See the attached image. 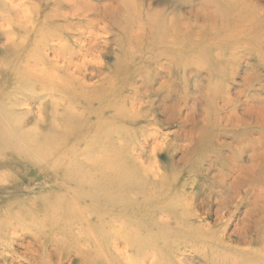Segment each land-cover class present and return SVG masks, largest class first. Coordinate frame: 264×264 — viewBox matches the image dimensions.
I'll use <instances>...</instances> for the list:
<instances>
[{
  "label": "bare ground",
  "instance_id": "bare-ground-1",
  "mask_svg": "<svg viewBox=\"0 0 264 264\" xmlns=\"http://www.w3.org/2000/svg\"><path fill=\"white\" fill-rule=\"evenodd\" d=\"M36 1L37 0H0V35L4 37L2 38L0 36V40H2L3 42H0V149L4 151H11L12 154L18 157L20 156L24 159L26 158L28 163H31L36 167L38 166L42 169H49V167H51V171L54 176L61 174V181L58 182V179L56 183L59 188V192L57 191V194H53L56 195V198L54 200L56 204L54 202L53 204L59 207L53 206V211L51 210L52 212H54V209L56 208L54 214L57 215L58 219L62 217L61 214L63 210H67L63 208L69 207V212L73 211V213H75L76 211L77 213H79L77 209L79 210L80 206L83 203L87 202L88 200L92 202L90 206L91 208H87L88 211L86 212L88 213L91 211L94 213H91V215L89 216L86 215L84 211L80 212L81 220L86 223V226L89 225L88 228L85 227V230L83 229L82 225H79L80 227L78 226L80 229L79 231H81L83 234V236L81 235L78 238V241L82 242L81 244H83L84 238L85 240L87 239V237H85L84 235H90L91 233V235L94 236V231L91 229L92 226L90 224L91 219L96 218L100 222L102 220H106L107 214L105 216L104 213L107 211L119 212L121 215L126 216L128 215V213L125 215L126 210L123 209L127 206L137 209L136 213L139 212L142 217L148 219L153 224H157L158 226L159 222H161L159 220L164 219V215H168L170 217L174 216L176 218L175 221L184 220L188 225V231L186 232L194 230L193 232L196 233L198 240L200 239L202 243H207V236L209 234L211 235V233H215L216 231L211 232L213 228H207V225H209V223L207 222L208 219L201 218L198 215L199 213L192 200L189 203L187 202L184 193L187 187L185 182H182L177 178H171L170 176L165 174V172L162 171L160 166L158 165L157 155L159 150L163 149L166 152L167 150H169V144L167 142H156L152 147L150 156L147 155V142L149 139L156 140L154 139L156 133L154 132L155 128L153 127V122L155 120L148 119V117L151 118V113L147 114V112L143 108V103L144 99L148 98L149 100L147 101V103L148 105H151L153 99L157 97L158 94H160V91L162 90L161 88H166L165 90H167L168 87L169 82L162 83V85H160L161 88L157 90V93L154 92L155 90L151 89L152 87L150 88L152 75L154 74V72H156V70L154 69L158 68L157 71L167 70L168 72V66L173 65L174 68L180 67L179 57L181 55V50L186 46L188 48L187 50L190 51V46L188 47V44L182 42L183 34L181 33V29L190 28V25L193 24H191L193 17L196 18V13L194 12L193 8L189 9V12H183V10L178 9V7H180L181 5L192 7L196 4V2H199L201 5H205L206 8L209 6H215V9L218 8L219 10L228 13L229 17L226 18L231 19L232 21H234V23L238 22L239 24L240 20L244 22L242 20V13L245 11H250L252 5L249 4V1L251 0H165L163 3H160L159 5L157 4L156 7H154V2L149 1L145 3L139 0H55L53 1V3L49 2V0H40L41 3L45 4L47 7L52 4L53 8L52 15L50 11H48L49 13L47 12V14L44 12L46 14L44 16V19H41L39 13L36 11L38 7L33 4V2ZM170 6L173 7L171 10H169ZM215 11H212V13ZM204 15H208L209 17L211 16L208 13H204ZM200 16L201 15H199V17ZM231 20L230 22H232ZM250 26H252V24ZM248 29L250 30V28ZM250 31H252V29ZM262 32H264V30H262ZM219 35L217 36L218 38ZM168 38H170L171 42L167 41ZM203 38L205 39V36ZM222 41L225 42L224 40ZM132 43H134V45L136 44L139 48L133 46H130L125 50H118L116 48L117 46L121 47L125 44L132 45ZM207 46L208 44L203 47L206 48ZM200 48L201 47H199L198 49ZM142 50L145 52V54H141L139 57L136 56L132 58L131 61H129L128 59L127 61V58L130 57V54L132 55L133 53H139ZM184 50L186 49L184 48ZM126 52H128L127 58L124 56ZM209 52L213 51L211 50ZM209 54L210 53H208V55ZM50 55H52V57ZM196 55H198V53ZM226 56L227 55H225V57ZM108 57L113 59L112 64H107V62L105 61V59H107ZM226 59L228 60V58ZM222 66L224 67V65ZM220 68L221 67H219V69ZM219 69L217 68V70ZM148 70L151 71L148 72ZM158 73L156 75H159ZM140 76L142 80L137 79ZM90 77H93L95 81L89 82ZM7 87L9 88L7 89ZM4 89H7L9 91L13 89L15 91V95L10 96L8 101L6 100V90ZM143 91H145V93H142ZM11 92L13 91L11 90ZM228 96L230 95H227V97ZM161 98H163V96H161ZM166 99V97L162 99L164 104L162 102H160V104L162 103V105H166ZM168 99L170 98L168 97ZM44 100H49L51 102L50 104L54 105V107L56 105L57 110L65 111L63 112V114H59L60 112H57V117H61V120L59 119L61 122L63 119H65V116H69V120L71 122L69 123L68 121L69 124H67L65 123L66 121H63L65 123V126H62V128L64 132L67 133L68 139L73 141V156H62L59 159L61 153L54 154L53 152L52 155L48 157H40L41 155L37 156L39 155V153H41L37 152L40 151L41 148L38 145V141H36V139H38V135L36 137L34 133L37 129V133H39L40 128L39 125L33 126H36L37 129L28 127L36 122L33 119L34 117L38 118L37 121L40 126H44L47 124V120L43 116L44 107L42 105L41 107H38L37 113L34 110L36 108L35 105H38L42 101L44 102ZM232 102H229V105ZM33 105L35 108L33 107ZM236 111H233V115L238 118L239 122L243 124L247 123L245 119H241L239 117ZM64 113L69 114L64 115ZM20 115L24 116H22L19 121L17 120L10 122L9 118H12L11 116L15 117ZM28 116L31 117L33 123H31V121L28 122V120L26 119V117ZM50 120L52 121V119ZM53 120L56 121L57 118L55 120L54 117ZM254 120L257 122L256 119ZM78 124L79 128L77 131L75 128L78 127ZM54 126L51 128H55ZM122 132L123 135L122 137L120 136V138L128 140L131 144H129L128 142L124 144L121 143L122 141H119V135ZM43 133H41L42 135L40 136L44 137ZM32 134L36 137L35 140ZM65 138L66 137L64 136V139ZM145 138L147 142L144 141L140 143V140H145ZM190 141H193L192 137H190ZM67 142L68 141H66V144ZM46 150L51 153L52 146H48ZM4 153L5 152H3V154ZM93 154H95L94 158H92ZM254 156L256 158V155ZM3 159L4 156L0 157V163L7 165L5 162H3ZM65 163H67V166H65ZM69 167H75V169L69 170ZM11 175L14 176L12 173ZM258 176L260 175H257V177ZM17 177L18 176H16V178ZM8 180H10V176ZM27 181L29 182V179H27ZM237 181L235 182L234 180L235 183H237ZM26 183L27 182H25V184ZM239 183L240 182H238L237 184L239 185ZM70 185L75 187L74 190H79L83 193L85 192L87 196H85V193L82 196H79V194L75 196V193L73 192L74 190L70 187ZM174 185L180 186V191L176 192L173 187ZM113 196L122 204L119 205L114 202H106L101 205L99 198V202L96 198L103 197L109 199L113 198ZM30 197H32V195H30ZM12 202L11 205L13 204ZM153 202L155 206L158 205L157 208H153L152 206L150 208L142 206L148 204L151 205V203ZM158 202H162L161 204H164V206H162ZM16 203L18 202L16 201ZM29 203L30 202H27L28 205H31ZM9 205L6 214L2 213L3 215H0V220H3L2 222H0V255H3V258H5L4 264H9V258L12 259L10 253L9 255L5 256V251L8 250L9 252H11V254H14L13 250L9 249V247L12 246L11 243H13V241L17 242V246L21 248L22 251H24L22 253H15L17 258H15L14 256V259H18V264H21V260L24 259L26 264H39L37 263L36 259L37 254H35L36 240L34 239L26 242L25 239L27 236L32 235L33 232H30L32 230H23L24 227L21 224L22 219L25 220V218L22 216L23 211H20L21 215L18 214L20 216H12L10 214L13 212V207L15 205L13 207H10ZM24 205L22 206L23 208ZM48 205L51 204L48 203ZM121 205L123 206L121 207ZM29 207L30 206H28V208ZM44 210L43 212L47 213V210L50 209L46 208L47 212ZM156 214L159 215L154 221V215ZM176 215H178V217L179 215H181V217L178 218ZM53 216L54 215H52L51 218ZM68 216L71 215L68 214ZM55 218L56 217H54L53 219ZM67 219L68 218L66 217V220ZM77 219H79V217ZM135 220L136 218H134V222L135 224H137L133 225L134 222L132 220L130 221L128 219H124L123 228L130 227V232L128 234L137 235L141 233L142 230H144V228L142 227L143 225H140L141 223L139 224L137 220ZM56 221L59 222L58 220ZM121 221L120 223H118V225L121 224ZM77 222L79 223V221ZM63 223H66L65 220L63 221ZM96 223L97 225L100 224L99 222ZM70 225V223H66V225L62 227L63 230L69 233L73 231L71 229H73L74 226L72 225L73 228L70 229ZM180 225L181 224H178L177 227L181 228L182 226ZM162 226L161 229H163ZM174 226L176 225L174 224ZM27 227L28 226H26V228ZM112 227L116 228L115 224L112 225ZM170 229L172 230V228H169V230ZM56 231L57 230H55V232ZM76 235L78 236V232L76 233ZM73 236L75 238V234ZM130 236L131 235L124 236V238H129ZM56 238H58V236ZM90 239L91 238H89V240L87 239V242L85 241V248L77 247L80 249L77 251V253L79 254V256H83V264H85L86 260L90 264H100V262L102 261L103 263L107 262V264H123L122 261L125 262L126 259H124L122 251L119 250L118 247H116V242L113 241L114 244L112 253H117L118 255L111 256L112 254L104 255L103 250L100 246L102 244H100L101 242L99 243V240H97L96 236L93 237V240ZM49 241H51V239ZM90 241H92L94 244L90 243ZM210 242L214 243L215 241L212 240ZM216 242H219L220 246V241L217 240ZM130 243L131 241L127 242V244L129 245ZM245 243H247V241H245ZM89 244L92 246H90ZM257 244L258 243H256V245ZM259 244L260 248L255 249L253 247L254 250H251V253L257 256L255 257V260H257L256 258H258L259 260L260 258H262L264 262V240L259 241ZM152 245L154 244L152 243ZM87 246H89L90 250H88L89 248ZM70 247L72 248V246ZM70 247H67V249ZM230 247L231 246H229V250H231ZM235 250L239 254H248V249L247 251L240 249ZM82 251H84L85 255ZM108 252H111V250H108ZM88 253H90L91 255L89 256ZM151 254L154 255V250ZM50 258L52 259V256ZM212 258L214 260V257ZM14 259H12V264L15 263L13 261ZM176 261L178 264H180L181 262V260ZM128 262H130V260H128ZM211 263L212 262L208 260L207 264ZM216 263L217 262H215V264Z\"/></svg>",
  "mask_w": 264,
  "mask_h": 264
},
{
  "label": "rangeland",
  "instance_id": "rangeland-1",
  "mask_svg": "<svg viewBox=\"0 0 264 264\" xmlns=\"http://www.w3.org/2000/svg\"><path fill=\"white\" fill-rule=\"evenodd\" d=\"M53 1L55 0H49V2L52 3ZM139 1H143L145 3L149 1L154 2V7H156L157 4L159 5L165 0ZM33 4L38 7L36 11L39 13L41 19H44V16L48 11H50L52 15V4L49 5L50 8L45 4H42L40 0L33 2ZM249 4L252 5L250 11H248L250 13L246 11L242 13L243 19H241L244 22L240 20L239 24L241 26L238 24V22L234 23V21H232L231 19L226 18L229 17L228 13L221 11L218 8L215 9V6H209L206 8L205 5H201L199 2H196V4L192 7H186L184 5L178 7V9H182L183 12H189V9L193 8L194 12L196 13V18L193 17L191 22V24L193 23V28L192 25H190V28L181 29V33L183 34L182 42L188 44V47H191H189L190 51L187 50L188 48L186 46L184 47L186 50H184V48L181 50V55L179 57L180 67L174 68V66L172 65V68V66H168L169 73L167 72V70L157 71L158 68L154 69L156 70V72H154V74L152 75L150 88L152 87L151 89L155 90L154 92L157 93V90L161 88L160 85H162V83L169 82L168 87L167 90H165L166 88H161V91L159 90L160 94H158V96L153 99L151 105H148L147 103V101L149 100L148 98H145L143 103V108L145 109L147 114L151 113V118L148 117V119L155 120L153 122V127L155 128L154 132L156 133V135L154 139L156 140L149 139L147 142L145 138V140H140V143L144 141L147 142L148 146H146V151L148 156H150L152 147L156 142H167L169 144V150H167L166 152L163 149L159 150L157 155L158 165L160 166L161 170L171 178H177L182 182H185L187 187L184 193L187 202L189 203L192 200L195 207L197 208V211L199 213L198 215L201 218L208 219L207 222L209 223V225H207V228L211 227L213 228L211 232H216L211 233V235L209 234L207 236V243H202L200 239L198 240L196 233L193 232L194 230H190L189 228L190 232H186L188 231V225L184 220H177V222L175 221L176 218L174 216L170 217L168 215H164L163 218H166V221L164 219L159 220L161 222H159L158 226L157 224H153L148 219L142 217L139 212L136 213L137 209L127 206L123 210H126L125 215L128 213V215H126L128 217L121 215L119 212L111 211V213L110 211H107L104 213L105 216L107 214L106 220H102L100 222L96 218L91 219V229L94 231V236H96L97 240H99V243L101 242L100 244L102 245L100 246L103 250L104 255H118L117 253H112L113 244L114 242H116V247H118V249L122 251L124 259H126L125 262L122 261L123 264L127 263L128 260H130V262H128L127 264H178L176 260H181L180 264H207L208 260L212 262L211 264H215V262H217L218 264H264L262 258L259 257L260 260L258 258H256L257 260H255V257L257 256L251 253V250H254V248H260L259 241L264 240V32H262V30H264V0H251L249 1ZM172 8L173 7L170 6L169 10H171ZM212 11L215 12L212 13ZM204 13H208L211 16L209 17L208 15H204ZM199 15L201 16L199 17ZM208 18L210 19V21ZM204 20L207 22H205ZM230 20L232 22H230ZM245 20L247 21V23ZM251 24L252 26H250ZM200 26H202L203 28ZM248 28H250V30L252 29V31H250ZM203 34L205 36V39L203 38ZM243 34L245 38L243 37ZM218 35L219 38L217 37ZM0 36L4 38L2 35ZM210 40H212L213 43ZM222 40H224L226 44ZM167 41L171 42L170 38H168ZM0 42L3 43L2 40H0ZM241 42H243L244 44ZM206 44H208V46L204 48ZM130 46L138 47L136 44L134 45V43H132V45L125 44L121 47L117 46L116 48L118 50H125ZM199 47L201 48L198 49ZM207 48H209L210 50ZM208 50H212L213 52H209ZM207 51L208 53H210L209 55ZM197 53L198 55H196ZM141 54H145V52L142 50L139 53H133L132 55L130 54L129 58H127L128 52H126L124 56L127 58V61L128 59L129 61H131L132 58L136 56L139 57ZM225 55H227L228 57H225ZM50 56L52 57V55ZM204 56L207 58H205ZM214 57L216 61L214 60ZM226 58H228V60ZM105 61L107 62V64L113 63V59L110 57L105 59ZM222 65H224V67ZM218 66L221 68L219 69ZM217 68L219 70H217ZM150 71L151 70H148V72ZM157 73L159 75H156ZM137 79H141V76ZM94 81L95 79L93 77L89 78V82ZM8 88L9 87H7V89ZM7 89L4 90H6V100L8 101L10 96L15 95V91L11 89L13 91L11 92V90L9 91ZM142 93H145V91H143ZM160 95L163 96V98H161ZM227 95L230 96L227 97ZM165 97L167 98L165 100V104H167L162 105V99H164ZM168 97L170 99H168ZM160 102L162 103L160 104ZM229 102L232 103H230L229 105ZM50 103L51 102L49 100H44V102L42 101L39 103L40 106L39 104L35 105L36 108L33 105L36 113L38 111V107H41V105L44 107L43 116L47 120L46 125L40 126L37 121L38 118L33 116V119L36 122L30 125L31 127H28L37 129L36 126L39 125L40 128L39 133H37L38 129L35 130V133L37 134L34 133L36 137L38 135V139H36V137L32 134L34 136V140L36 139V141H38V145L41 148L40 151H37L41 152L37 156L41 155L40 157H48L52 155V152L54 154L61 153L59 159L62 156H73V141L68 139L67 133H65L62 128V126H65V123L69 124L71 122L69 120V116H65L64 118L66 120L63 119L61 122V117H57V115L59 112V114H63V112L65 111L57 110L56 105L54 107V105H51ZM233 111H236L239 117L241 119H245L247 123H240L238 118L233 115ZM66 114L68 115L69 113ZM66 114L64 113V115ZM22 116H11L12 118H14L13 120L12 118H9V120L10 122L17 120L19 121ZM53 116L55 117V120L57 118L56 121L53 120ZM26 119L28 120V122L31 121V123H33L30 116L26 117ZM50 119H52L53 122ZM254 119H256L257 122ZM63 121L66 122L64 123ZM53 124L56 125L54 126ZM34 125L36 126L33 127ZM53 126L55 128H51ZM78 128L79 124L75 129L78 131ZM54 129H57L58 131ZM41 133H43L44 137L40 136L42 135ZM63 135L66 137L65 139ZM122 135L123 132L119 135V141H122L121 143L124 144H126L127 142L131 144L128 140H125L124 138L121 139L120 136L122 137ZM190 137L193 138V141H190ZM66 141H68L67 144ZM48 146H52L51 153L46 150ZM0 152H2L0 153V157L4 156L3 162L7 164L5 165L3 163H0V215H3L2 213L6 214L9 204L10 207H13L15 205L13 207V212L10 215L20 216L21 212L23 211L22 216L25 218V220L22 219V221L24 220L23 222L21 221V224L24 227L23 230H32L30 232H33L32 235H29L31 238L27 236L25 239L26 242L34 239L36 240L35 254H37V263L80 264L81 261V264H83V256L80 255V257L77 251L80 250L79 248H85L87 239L89 240V238H91L90 240H93L94 236L91 235V233L90 235H84L85 237H87V239H83V244H81V241H78L79 236H83L82 232L79 231V225H82L84 230L89 226H86V223L81 220L80 212L84 211L85 214L89 216L91 215V213H94L90 211L88 212V214L86 212L88 211L87 208H91L90 206L92 202L88 200L87 202L83 203L82 205L85 209L81 205L79 210L77 209L79 213L75 211L76 214L73 213V211L69 212V207L63 208L67 210H63L61 214L62 217L58 219L57 215H55L54 213L56 210L55 207L59 206H55L56 203L54 200L56 198V195L53 194H57V191L59 190L56 183L58 179V182L61 181V174L54 176L51 171V167H49V169H42L38 166L36 167L31 163H28L26 158L24 159L20 156L18 157L12 154L11 151H4L0 149ZM3 152L5 153L3 154ZM254 155H256V158ZM94 157L95 154L92 155V158ZM65 166H67V163H65ZM73 169H75V167H69V170ZM11 173L14 176H12ZM7 175L10 176V180L12 181L8 180L9 176ZM257 175L260 176L257 177ZM16 176H18L19 178H16ZM27 179H29V182L27 181ZM234 180L235 182L238 180L237 183L240 182L239 185L235 183ZM25 182L27 183L25 184ZM70 187L73 190L75 189V187H73L72 185H70ZM173 187L176 192L180 191L181 189L180 186L174 185ZM73 192L75 193V196L77 194H79V196H82L85 193L79 190H74ZM39 193H41L42 195ZM30 195H32V197H30ZM51 195H53L54 197ZM85 196H87L86 193ZM96 198L97 201L99 198L101 205L106 202H114L119 205L122 204L114 196L113 198L109 199L103 197ZM47 200H49L50 202ZM16 201L18 203H16ZM11 202L13 203L12 205ZM27 202H30L29 204H31L32 206L28 205ZM53 202L55 204H53ZM48 203L51 205H48ZM158 203L161 204L162 202ZM24 204H26L27 207ZM23 205L24 208L22 207ZM161 205L164 206V204ZM28 206L30 207L28 208ZM53 206H55L54 212H52ZM122 206L123 205H121V207ZM142 206L149 208L152 206L153 208H157L158 205L155 206L153 202L151 203V205L148 204ZM17 208L19 209V211ZM46 208L50 210H47V212ZM39 210L40 212H43L44 210L47 213H40ZM68 214L71 216H68ZM52 215L54 216L51 218ZM158 215H154V221L156 220ZM74 216L76 219L74 218ZM77 216L80 220L77 219ZM176 216L178 217V215ZM54 217L56 218L53 219ZM66 217L68 218V222L66 220ZM167 217L170 219H168ZM180 217L181 215H179L178 218ZM134 218H136L137 222L139 224L141 223L140 225H143L142 227L144 228V230H142V232L137 235L128 234L130 232V227L123 228L124 219H128L130 221L132 220L134 222ZM50 219L52 220V222ZM69 219L72 221H70ZM37 220H39L40 222ZM56 220H58L59 222H57ZM64 220L67 224H71L70 229L74 226V228L71 229L73 231H71L70 233L64 231L62 228L66 225V223H63ZM2 221L3 220H0V222ZM77 221H79V223ZM120 221L121 224L118 225ZM96 222H99L100 224L97 225ZM114 224L116 228L112 227V225ZM134 224L135 222L133 223V225ZM174 224L176 226H174ZM178 224H181L180 226L182 227L178 228ZM26 226L28 227L26 228ZM161 226L163 229H161ZM169 228H172L173 231L171 229L169 230ZM55 230L57 231L55 232ZM77 232L78 236L76 235ZM74 234L75 238L73 236ZM128 235L131 236L129 238H124V236ZM57 236L58 238H56ZM50 239L51 241H49ZM212 240H214L215 242H210ZM217 240L220 241V246L219 242H216ZM128 241H131L130 245L127 244ZM245 241H247V243H245ZM90 243L93 242L90 241ZM152 243L154 245H152ZM256 243H258L259 245H256ZM11 244L12 246H10L9 249H12L14 254H11V252L7 250L5 251V256L9 255L10 253L12 259H14V256L15 258H17L15 254L16 252L22 253L24 251H22V249L17 246V242L13 241V243ZM70 246H72V248ZM229 246H231V250H229ZM67 247L70 248L67 249ZM87 247L89 248V246ZM235 249L245 251H247L248 249V254H239ZM88 250H90V248ZM108 250H111V252H108ZM153 250L154 255L151 254ZM82 252L85 255L84 251ZM88 254L89 256L91 255L90 253ZM143 254L148 256L146 257ZM51 256L52 259L50 258ZM66 256L69 258H67ZM212 257H214V260ZM144 258L146 259V261ZM12 259L9 258V264H12ZM17 260L18 259H14L13 261L15 263L13 264H18ZM24 260H21L22 262L20 263L26 264ZM4 263L5 258H3V255H0V264ZM101 263L107 264V262L103 263V261L100 262V264ZM85 264L90 263L86 260Z\"/></svg>",
  "mask_w": 264,
  "mask_h": 264
}]
</instances>
